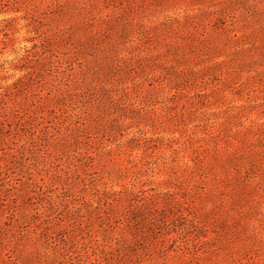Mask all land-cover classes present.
Segmentation results:
<instances>
[{
    "label": "rangeland",
    "instance_id": "1",
    "mask_svg": "<svg viewBox=\"0 0 264 264\" xmlns=\"http://www.w3.org/2000/svg\"><path fill=\"white\" fill-rule=\"evenodd\" d=\"M0 264H264V0H0Z\"/></svg>",
    "mask_w": 264,
    "mask_h": 264
}]
</instances>
